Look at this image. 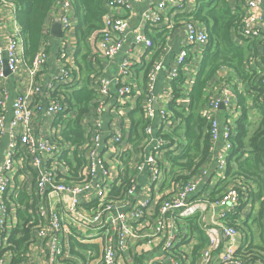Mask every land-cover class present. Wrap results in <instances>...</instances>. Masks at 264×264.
<instances>
[{"label":"built area","instance_id":"built-area-1","mask_svg":"<svg viewBox=\"0 0 264 264\" xmlns=\"http://www.w3.org/2000/svg\"><path fill=\"white\" fill-rule=\"evenodd\" d=\"M5 4L6 0H0ZM106 0L107 14L104 17V26L87 39L91 57L93 60L112 61L117 60V68L114 80L101 74H92L90 81L92 89L104 98L115 97L118 104L133 103L140 96L137 90L138 76L136 71L143 67L145 71V103L142 105L145 127L143 130L144 143L152 144V152L143 155L142 160L136 164L135 169L139 173L148 172L152 182H159L167 163L159 158L158 153L171 151L170 143L162 135L170 129L169 122L172 113L169 103L173 99L171 84L176 82L180 71L189 59V48L196 45H206L207 35L199 30L192 22H185V45L181 46L176 56V66L169 67L164 60L152 61L151 55L156 51L148 34L162 33L167 41L172 37V23L169 15L175 16L177 12L195 0ZM61 4L62 14L59 16L61 24V38H59L60 68L57 80L64 82L66 86H79L81 78L76 71L75 51L69 52L75 25L68 16L70 0H54L55 5ZM148 4V5H147ZM263 0H247L245 12H242V20L237 33L241 38L248 40H262V31L259 23L262 20ZM7 5L12 6L7 1ZM147 5V6H146ZM140 8L137 12L135 8ZM14 8V7H13ZM166 11L172 14L166 15ZM139 21V23L137 22ZM51 29V18L48 15L42 28L43 43L35 54L30 65L27 66L33 76L38 69L44 67L48 60L46 46ZM20 32L15 28L12 35H2L0 31V82L16 74L22 58L23 50L19 40ZM129 42L132 48L126 49ZM164 41L159 44L162 47ZM21 46V47H20ZM143 54L139 53V49ZM150 60L143 64V58ZM147 59V60H148ZM135 67H138L135 71ZM260 76L259 85L262 89L260 105L264 107V75ZM160 76L169 83L160 92L158 86ZM191 84V82L189 83ZM48 94L55 95L56 84L49 83ZM183 89V84H182ZM42 86L31 83L27 94L17 95L14 98L0 89V138L8 136L9 142L0 162V233L8 226L5 216H9V200L7 195L10 189L12 195H20V189L16 186L18 170L32 167L35 176V185L39 202L36 214L42 221L37 226L36 234L29 240L30 245L41 243L48 245V260L45 264H68L63 261L68 250L63 241L59 243V237L69 240L75 245L98 246V258L93 264H116V254L126 248L124 237L132 236L140 240L141 251L157 252L155 261L147 264H186L183 255V240L179 241L178 235L170 232L168 216L179 220L194 218L198 214L211 212L209 225L201 227L204 237V245L199 253L196 264H252L239 254L238 237L236 227L227 223L231 212L240 206L241 198L238 189L231 185L219 192L214 198L211 190L204 194V198L194 197L200 186V179H195L183 185L182 183L169 182L168 195L158 207L157 214L148 209L149 201L145 199L139 205L133 207V211L126 216L122 213L112 196V186L109 183V171L106 165L104 149L107 147L115 158H120L126 149L124 140H128L130 131L113 130L107 138L104 135V120L102 119L104 101H97L91 113L92 126L86 132L80 145L64 143L59 137L53 139H41L33 133V118L44 114L56 120L63 117L71 121L67 113L70 112L67 104L58 96L50 98L43 106L39 101ZM207 92L209 97L201 110V117L209 124L210 139L213 149L216 151L213 164L215 171L211 180L214 183L223 180L227 164V154L232 148V138L236 134L237 121L240 117V109L233 103L234 91L231 84L222 82H210ZM181 97L176 100L181 105L183 90L179 92ZM29 97L34 101L29 102ZM159 102L155 109L154 103ZM12 109V118L7 121V106ZM221 105L224 109H220ZM157 120L158 125H154ZM178 123L173 126H177ZM162 127L159 133V127ZM83 127V126H81ZM156 127V128H155ZM158 128V129H157ZM83 130V129H82ZM168 134V133H167ZM142 138V139H143ZM70 143V142H69ZM184 145V144H183ZM220 145V151L216 147ZM74 146L82 148L84 163L79 167L76 175L68 182L56 172L55 166L64 162L65 158L72 154ZM130 147V146H129ZM120 149L123 151L120 152ZM212 149V150H213ZM209 174L207 170L203 172ZM204 175V176H205ZM117 186H119L117 184ZM215 188V192H216ZM134 183L122 190V198L126 199L135 195ZM114 192V191H113ZM88 206V210L83 207ZM29 214L31 209L26 206ZM22 209V208H21ZM152 219L151 228L143 231L141 222L144 218ZM31 219L27 226L33 225ZM135 226V227H134ZM142 228L135 231L134 228ZM92 231V232H90ZM90 232V233H89ZM165 234V237L163 235ZM30 238V237H29ZM162 238V243L157 239ZM115 239L117 241H115ZM138 249V250H139ZM89 250H87V253ZM0 264H7L0 257ZM24 264H30L28 262Z\"/></svg>","mask_w":264,"mask_h":264},{"label":"crops","instance_id":"crops-1","mask_svg":"<svg viewBox=\"0 0 264 264\" xmlns=\"http://www.w3.org/2000/svg\"><path fill=\"white\" fill-rule=\"evenodd\" d=\"M198 0L193 2H189L182 11L177 12V15L190 14ZM247 0H228L230 6L234 9L236 8L238 12H245V3ZM71 4L68 7V16L72 24L75 25L76 18L75 13ZM151 4H154V0L150 1ZM148 5V4H147ZM146 5V6H147ZM13 6V5H12ZM14 7V6H13ZM7 5V0L5 4L0 1V31L2 35H12L15 33V28L20 32L19 40L22 43L21 38V27L19 23L16 21L15 17V7L13 8ZM137 12H141L140 8H135ZM166 15L172 14L169 11L165 12ZM62 14V6L61 4L55 5L51 10L49 16L51 18V26L53 23L59 22V16ZM175 16L169 15V21L172 23V32L175 27ZM139 23V21L137 20ZM181 25L178 26L176 31L172 33V37L167 41L164 39V43L161 48L159 56L155 57V52H152L151 60H164L169 65V67L176 66V56L180 49V47L185 45V23L181 22ZM199 30H203L204 26L200 23H196L195 25ZM259 27L262 31V39L263 42L259 43L260 40H248L241 38L238 34L232 35L234 44L243 48L248 52L249 58L243 64L244 70L247 73L255 72L264 75V0L262 4V20L259 23ZM206 32V31H205ZM153 33V32H152ZM152 33L148 34L150 36ZM71 37H73L71 41V45L68 48L69 52H74L76 49V41L75 34L71 32ZM59 40L49 35L48 45L46 46V52L48 54V60L46 61L43 68L38 69L37 72L32 76L27 68V64L23 61L19 64L18 70L16 74L8 77L6 80L0 82V89L5 90L9 96L15 97L17 95L27 94L28 88L31 83L39 84L42 86V92L39 95L38 101L45 106V104L49 101L48 99V89L47 85L49 83L56 84V92L55 95H50V98L58 96L61 101H66L69 104L70 112L67 113L71 119H75L78 115L80 103L77 101H69L67 94H69L72 89L64 85V82H60L57 80L58 72L60 68V63L58 61L59 51H58ZM21 47V46H20ZM132 48V42H129L126 46L127 50ZM205 48V45H196L189 48V59L183 69L180 71L183 78V98L181 100V105H188V91L190 90L199 65L202 61V52ZM158 49V48H157ZM19 51L22 52V49ZM139 53L143 54L142 48L139 49ZM145 59V60H144ZM148 57L143 58V64L150 61ZM76 61V60H75ZM97 62V60H96ZM94 62V63H96ZM76 64V63H75ZM117 60L112 61H100L98 60V65L95 66L94 69L88 73H83L79 71V68L76 64V73L79 74L81 81L79 86L74 85V90H81L83 87H86L87 90H91L94 94L93 98L88 100L86 105V113L81 116L80 125L83 126V138L86 136V132L92 126L91 113L93 112L94 106L97 101H104L103 104V114L102 119L104 120V135L105 138L110 136V132L119 129L127 132H131V118L130 112L136 110L137 105L139 104L141 107L145 103V83H144V75L145 71L143 67L136 71L138 76L137 90L140 92V96L135 98L133 103L120 105L118 104L115 97L104 99L99 93L98 90L92 89V83L90 81L91 73H99L101 75L107 76L109 79L114 80L116 68H117ZM138 67H135L134 71ZM238 80V79H237ZM159 88L160 92L163 91L164 87H168L169 83L164 81L163 76H160L159 80ZM236 81L235 75L233 71L228 68L222 67L220 68L213 78L214 83H222L226 82L232 85V87L236 86L240 90H244V84L242 81ZM191 82V84H189ZM242 84V85H241ZM236 94L233 97V103L239 108V103L236 99ZM34 100L29 97V102L32 103ZM65 102V103H66ZM66 103V104H67ZM257 104H253L249 99H246V109L248 110V124L249 126L256 127L257 123L261 118V109L258 102ZM68 106V105H67ZM155 109L159 107V102L154 103ZM12 118V109L11 106H7V114L6 119L10 121ZM69 121L65 120L63 117H59L56 120L48 117L44 114L36 115L33 118V133L36 137L41 139H53L55 137H59L64 143L68 140L63 136V132L68 125ZM176 124V123H175ZM154 125L157 124V120H155ZM170 129L167 133H171L175 126L174 121L168 123ZM159 133H163L161 130L162 127L158 126ZM156 128V127H155ZM250 129V128H249ZM9 142L8 136H4L0 138V162L2 160V156ZM126 144V149L124 153L123 149H120L122 155L120 158H115L114 154L106 147L104 149V156L106 160V165L109 171V183L112 186V196L115 198L118 209L128 216L132 211L133 207L139 205L142 201L148 200L149 206L148 209L154 214H157L158 207L161 202L164 201L168 195V188L170 187L169 182L173 179L171 163L167 159V153L160 152L158 153L159 158L167 163V167L164 170L163 175L159 182L155 183L149 178L148 172L139 173L136 171L135 166L142 160L143 155H148L152 152V144L144 143V138L139 142H129L124 140L123 144ZM130 146V147H129ZM217 152H219L220 145L216 147ZM216 156L215 149L211 152V159L207 165L204 166L203 170L200 174H198L197 178L200 179V186L197 190V193L194 197L204 198V188H215L217 183H214L211 180L212 173L215 171V165L213 164L214 158ZM84 163V156L82 148H76L74 146V150L71 155L67 156L62 163H58L55 168L56 172L63 177V180L68 182L72 177H77L76 173L79 170V167ZM233 167L236 166L233 164ZM207 170L209 174L205 175L203 172ZM205 175V176H204ZM16 186L20 189V193L24 194V204L19 203V195L14 194V190L10 189V193L7 195V199L9 200V216L6 214L5 221L8 222V226L3 228V231L0 233V257L4 258V261L7 264H11V253L7 249H5L8 244V238L11 235L14 228H16L18 219L16 218V212L18 208H22L23 211L34 221L33 225L26 226L28 227V236L29 240L36 234L37 226L42 221L36 214L37 206L35 205L39 202L37 189L35 185V176L32 174V167L27 166V168H21L18 170L16 176ZM131 183H134L136 186L135 195L123 199L122 198V190L127 189ZM221 183V182H220ZM117 184L119 186H117ZM221 189L220 186H217L216 193L218 194ZM115 190V192H113ZM215 198V197H214ZM29 206L31 209V214H29L26 206ZM258 203L252 204L250 200L247 202V196H243L241 200L240 206L236 208L233 212H231L227 218V223L230 226L236 227L239 232V237L237 239L239 244V254L242 258L247 260L252 264H264V220L263 223L260 224L259 221H255L258 216ZM85 210H88V206L83 207ZM175 212L170 213L168 216V224L170 232H174L178 235L179 241L183 240V255L186 264H196L199 253L204 245V237L201 231V227H205L209 225V221L211 219V212L207 211L203 214H198L194 218L187 220H179L173 216ZM152 219L144 218L141 222V225H147V227L143 229L142 232L147 231L151 228ZM135 227V226H134ZM133 227V228H134ZM142 228H134L135 231H140ZM92 232V231H90ZM89 232V233H90ZM165 237V234L163 235ZM65 238L62 236L59 237V243L61 244L63 241L64 247L68 250L66 254V258L63 261L68 264H93L96 258H98V246L94 245H85L83 247L84 250L80 251L78 249L79 246H73L68 241L66 244ZM126 242V248L117 252L116 254V264H147L148 262L155 261L159 254L154 251H141V248L138 239L133 238L132 236L124 237ZM115 241H117L115 239ZM31 243V242H30ZM30 243L26 246V251L23 255V261L20 264H24L26 262L30 264H45L48 260V245L40 246L41 243L37 242L34 245H30ZM157 243H162V238L157 239ZM139 249V250H138ZM87 250L89 252L87 253ZM195 251V255L193 256V252Z\"/></svg>","mask_w":264,"mask_h":264},{"label":"trees","instance_id":"trees-1","mask_svg":"<svg viewBox=\"0 0 264 264\" xmlns=\"http://www.w3.org/2000/svg\"><path fill=\"white\" fill-rule=\"evenodd\" d=\"M7 1L15 7L16 21L21 27L22 58L27 65H30L43 43L42 28L52 10L54 0ZM71 1L76 18L73 31L76 41L75 63L80 73L89 74L93 69L95 71L98 60L96 62L92 59L87 39L103 28L104 17L108 12L107 4L106 0ZM242 17V13L238 12L236 8L233 9L228 0H198L190 14L175 16L176 25L173 32L181 25V22H192L195 25L200 23L206 31L207 43L202 52V61L193 84L187 94V106H178L176 103V100L181 97L179 92L183 90L181 73L177 81L171 84L173 99L168 107L172 113L171 118L178 124L171 133H165L162 137L170 143L168 148L171 151L167 153V159L171 163L172 181L183 182L184 185L195 180L210 161L213 149L209 124L201 117V110L209 97L207 92L209 84L220 68L225 67L233 71L236 81H242L246 89L244 91L236 86L233 87L239 103L240 117L237 121L236 134L232 138V148L226 157V177L220 180L215 188L220 186L219 191L222 192L235 184L240 195L247 196V202L250 200L252 204L256 202L259 204V216L255 221L262 224L264 220V107L259 103L262 95L259 85L260 76L255 72L247 73L244 70L243 64L249 58L248 52L235 45L232 37L239 32ZM162 34L163 32H153L149 36L156 49L153 51L156 58L163 49L158 48L159 44L164 41ZM262 42L263 39L259 43ZM94 74L98 75L99 73ZM69 88L73 91L67 94L66 98L69 101H77L81 106L76 118L69 121L66 126L63 136L72 145H80L83 142L80 119L86 113L85 103L92 99L94 94L86 87L78 91L74 90V86ZM246 99H249L253 104L258 102L261 106V118L256 127L251 128L248 124L249 114L246 109ZM67 105L69 107L68 103ZM130 118L132 125L127 141L139 142L143 138V130L146 125L142 107L139 104L136 110L130 112ZM233 164L236 166L235 168ZM215 188H204L203 192L205 194L212 189L211 196L216 197L218 194L215 192ZM24 199V194L20 193L19 203L21 205L24 204ZM16 218L18 219L17 226L9 236L8 246L5 248L11 253V264H20L23 261V255L29 243L28 227L26 226L31 218L21 208L17 209ZM70 244L75 245L74 242H70ZM77 246L80 251L85 248L81 245ZM2 250L4 249H1L0 252ZM192 255H195V251Z\"/></svg>","mask_w":264,"mask_h":264},{"label":"water","instance_id":"water-1","mask_svg":"<svg viewBox=\"0 0 264 264\" xmlns=\"http://www.w3.org/2000/svg\"><path fill=\"white\" fill-rule=\"evenodd\" d=\"M50 34L52 37L59 39L61 38V24L60 23H53L50 29ZM220 109H224V106L221 105Z\"/></svg>","mask_w":264,"mask_h":264}]
</instances>
